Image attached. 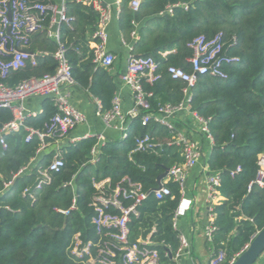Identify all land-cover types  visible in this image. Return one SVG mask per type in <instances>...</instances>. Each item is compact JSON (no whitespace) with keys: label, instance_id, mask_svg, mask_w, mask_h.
I'll return each mask as SVG.
<instances>
[{"label":"trees","instance_id":"16d2710c","mask_svg":"<svg viewBox=\"0 0 264 264\" xmlns=\"http://www.w3.org/2000/svg\"><path fill=\"white\" fill-rule=\"evenodd\" d=\"M95 1L64 0L70 23L61 25L58 42L48 36L50 15L39 14L40 27L26 44H17L20 50L37 54L36 65L28 63L4 77L0 72V84L16 87L25 80L55 74V54L62 46L75 84L98 101L101 113L110 111L117 85L110 71L94 63L98 40L93 36L99 20ZM132 1L120 0L119 31L130 55L151 57L158 65L157 81L141 80L150 108L130 120L124 138L100 144L94 136L65 145L63 167L51 173L50 183L40 190L36 189L37 170L46 168L54 153H43L32 163L40 140L33 137L27 142L25 129L5 136L6 148L0 145V264H86L72 255L76 234L85 243L112 241L105 236L107 231L99 235L92 223V203L98 195L95 184L107 179L113 189L128 179L148 193L138 216H131L128 223L129 241L150 238L162 264L172 262L170 254L174 256L180 247L174 217L182 186L168 182L171 194L162 200L153 191L158 177L167 169L183 166L184 158L165 127L154 120L143 126L142 117L157 115L160 104L186 102L187 84L173 79L168 69L192 73L191 45L200 37L206 41L221 37L223 54L239 59L223 67L226 79L202 75L189 90L191 110L207 121L213 146L206 164L211 174L219 175L218 191L224 199L211 212L217 228L211 245L216 252L224 250L231 261L264 228V177L260 174L264 171V0H143L136 11ZM28 3L47 5L57 0ZM42 109L25 121L26 126L43 130L57 113L50 99L43 100ZM13 119L10 110L0 109V130ZM147 135L152 146L135 152V140ZM94 147L97 159L92 162ZM238 168L240 172L233 176ZM8 183L12 184L6 189ZM26 189L33 199L24 194ZM75 197L77 210L65 215ZM121 199L126 206L132 204Z\"/></svg>","mask_w":264,"mask_h":264},{"label":"built area","instance_id":"2783aa9c","mask_svg":"<svg viewBox=\"0 0 264 264\" xmlns=\"http://www.w3.org/2000/svg\"><path fill=\"white\" fill-rule=\"evenodd\" d=\"M142 1L133 0L131 8L136 11ZM119 3L120 0H117V6ZM94 5L95 9L99 12V20L93 36L94 39L98 40L94 51V63L111 71L116 61V56L108 49V28L114 17L113 6L103 3L101 0H96ZM168 12H172V7L168 8ZM44 13L50 15L48 36L58 42L61 25L70 23V18L66 15L64 0L47 5L35 4L33 6H29L28 0H0V72L2 77L9 71L25 68L28 63L36 65L37 54L20 50L17 44L20 42L23 44L27 43L29 35L40 27L41 19L39 14ZM191 46L194 50V55L190 59L193 72L187 73L175 67L168 69V73L173 79L181 80L187 84V88L184 90L187 97L186 102L179 105L171 103L160 104L157 115L146 114L142 117L143 126L154 120L165 127L172 134L174 143L181 148L184 158V165L169 169L168 176L161 182V187H157L153 191L154 197L157 200H162L171 194L167 186L168 182L175 181L183 186V169L197 167L203 157L200 146L177 129L175 123L177 115L183 111L191 113L201 123L202 132L212 142L207 121L198 117L191 110L189 104L190 88L195 85L198 77L202 75L226 79L227 74L224 72L223 67L239 61L236 57H229L223 54L224 44L221 42V37L219 36L211 41H206L203 37L197 38ZM55 59L58 63L55 74H48L41 78H31L23 81L16 87L0 84V109H8L14 116V119L5 124L0 130V145L6 148L5 136L20 129H25L28 132L27 142L31 141L33 137H37L40 140L37 157L32 159V163L37 162L38 156L47 153L51 149L52 143L56 146V149L53 151V160L46 168L41 167L37 170V190L49 184L51 173H58L63 167L64 162L61 149L66 145L65 140L78 127L86 124L88 121L85 113L73 105L71 101L70 87L75 85V82L72 78L71 66L62 46H60L55 54ZM157 66L156 61L151 57H137L129 54L127 68L121 76V81L134 94L135 106L132 110L124 113L121 100L115 97L112 109L101 113L99 104L98 116L104 124L105 129L117 131L121 134V138H124L130 120L138 117L141 111H146L150 108L141 80L145 78L151 83L157 81L159 79V75H155ZM35 98L50 99L57 108V113L43 130H37L25 124L28 118L38 115V113L30 112L26 107V103ZM94 136L97 137L100 144L107 140L103 133H88L82 138L69 139L68 144H74L80 140ZM151 141L149 135L137 138L135 140V152L150 148L152 146ZM91 153L93 156L92 162H95L97 159V147H94ZM29 169L30 167L23 171ZM240 170L238 168L232 175L234 176ZM260 174L261 178L264 177V171ZM220 183L221 179L218 174H211L209 176L208 189L212 205L219 195L218 188ZM259 183L261 184L262 181L259 180ZM11 184H5V188L8 189ZM95 187L98 195H96L92 203L95 211L92 223L95 225L99 235H103L107 231L105 236H108L112 241L104 242L103 244L85 243L81 235L76 234L72 242V255L77 259L86 260V264H162L161 255L154 248L155 244L150 238L136 243L129 241L130 231L128 223L130 218L131 216H138V207L148 197V193L143 191L142 186L124 179L113 189L110 186V180L107 179L96 183ZM24 194L30 195L33 199L30 189H26ZM121 198L132 200V204L130 206L124 205ZM212 205L209 207L210 222L205 230L206 237L210 243H212L213 234L217 230L214 225V215L211 213L213 209ZM75 210H77L76 197L73 199L70 209L65 212V215ZM176 217L177 212L174 217L175 228ZM189 248V241L185 237L180 236V247L177 253L172 256V262L169 264H177L178 258L188 251ZM93 249L96 250L95 254L93 253ZM166 256H169V253H166ZM236 258L228 261L224 250L217 252L213 250L207 264H233Z\"/></svg>","mask_w":264,"mask_h":264},{"label":"crops","instance_id":"0c3cea01","mask_svg":"<svg viewBox=\"0 0 264 264\" xmlns=\"http://www.w3.org/2000/svg\"><path fill=\"white\" fill-rule=\"evenodd\" d=\"M101 1L113 6L114 17L108 28V49L116 56V61L110 72L115 77L117 85L116 97L121 100L123 112L126 113L135 106L134 94L131 89L121 81V76L125 73L127 68L130 48L123 43L119 31L118 20L120 6H117V0ZM57 2H60V0H57ZM70 92L73 105L85 113L88 121L86 124L78 127L76 131L65 140L66 145L69 139L82 138L88 133H103L107 139L112 140L121 138V134L117 131L105 129L104 124L98 116L99 103L92 95L76 84L70 87ZM43 100L44 99L39 98L31 99L26 103V107L30 112L40 114L43 110ZM175 123L180 131L200 146L203 153V157L197 167L183 169L184 181L182 186V198L179 209L177 210L175 225L180 236L185 237L189 241L190 248L178 258L176 263L207 264L212 256L213 247L208 241L205 231L210 222V215L206 219L205 213L212 205L208 189V178L211 172L206 162L212 151L213 145L207 135L202 132L201 123H199L191 113L187 111L180 112L175 119ZM53 146L54 143H52L51 148ZM223 200V197L219 194L212 206L219 204ZM257 264H264V255Z\"/></svg>","mask_w":264,"mask_h":264},{"label":"water","instance_id":"95a60500","mask_svg":"<svg viewBox=\"0 0 264 264\" xmlns=\"http://www.w3.org/2000/svg\"><path fill=\"white\" fill-rule=\"evenodd\" d=\"M56 149L54 145L47 153H52ZM169 169H167L161 176L157 179L158 188L161 187V182L164 178L168 176ZM209 216V209L205 213L206 219ZM264 255V228L258 232L253 238L252 242L247 246V248L236 258L233 264H257L261 257ZM170 254V258H172Z\"/></svg>","mask_w":264,"mask_h":264}]
</instances>
